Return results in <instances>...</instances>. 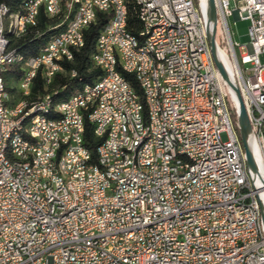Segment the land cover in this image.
Here are the masks:
<instances>
[{
    "label": "built area",
    "instance_id": "obj_1",
    "mask_svg": "<svg viewBox=\"0 0 264 264\" xmlns=\"http://www.w3.org/2000/svg\"><path fill=\"white\" fill-rule=\"evenodd\" d=\"M25 1L27 26L34 6L43 11L50 5L54 11L60 0ZM214 2L217 49L230 63L245 105L249 141L258 149L257 171L246 165L238 102L213 61L207 0L138 4L149 22L141 45L142 38L151 37L169 51L160 71L168 129L153 121L147 58L125 41V31L132 30L125 25L123 0H70L65 17L55 23H66L65 34L33 54L32 68L17 67L19 82L25 90L31 75L42 82L51 65H58L59 76H77L67 64L81 49L75 40L84 44V31L98 11L109 13L96 37L97 62L91 63L100 74L61 106L59 120L34 126L37 135L25 132V139L17 140L16 153L45 161L46 170L9 168L0 157V264H264V63L259 59L264 0ZM169 4H176L177 16L169 15ZM152 14H159V21H152ZM231 17L248 20V43L234 39ZM6 23L0 12V75L16 47L3 38ZM62 40H71V47L63 48ZM103 66H110V77H103ZM124 72L133 73L136 96H128L119 82ZM11 92L18 107L21 94ZM135 97H143L144 123L135 121ZM9 111L0 109V147L6 130L22 129L26 119L9 120ZM120 112L129 114L134 146H119ZM76 116H83L84 130L87 119L101 138L95 162L83 158L74 140ZM164 130L180 132L182 147L195 150L197 164L178 157L169 164L175 155ZM138 137H146L145 152H137ZM74 163H82V170H74ZM125 163H132V170H125Z\"/></svg>",
    "mask_w": 264,
    "mask_h": 264
},
{
    "label": "bare ground",
    "instance_id": "obj_2",
    "mask_svg": "<svg viewBox=\"0 0 264 264\" xmlns=\"http://www.w3.org/2000/svg\"><path fill=\"white\" fill-rule=\"evenodd\" d=\"M139 1L140 0H132L137 23L139 25L138 29L135 30L136 34L131 31H125V41L130 44L136 52H140L143 57L147 58L145 82L150 89L153 121L156 122V128L168 129V117H163L164 81L162 75H160V71L163 69L164 59H169V51H164L161 42H153L151 37L142 38L141 45V35H149V22L147 16H142V8L138 5ZM123 6L125 11V25L130 27L128 23V5L125 0H123ZM69 7L70 0H60L54 6V11L50 5H43V12L48 15V17H54V15H56V18H63L66 15V9ZM40 11H42L41 6H34L32 10V20L25 26L28 17L26 1L20 10L17 11H10L6 4L0 3L1 19L8 20V23L3 26L4 40L7 42H15L16 39L22 37L26 33L28 27L37 25ZM169 15L177 16L176 4H169ZM152 21H159V14H152ZM51 28L52 32L48 34L44 43L40 45L38 52L53 47L55 41L61 39L66 32V23L54 24ZM82 44L83 40H75V48H81ZM62 47L70 48L71 40H62ZM98 47L99 39L96 38L95 48L89 56L90 63L97 62ZM219 51L221 60L228 72L231 73V66L228 59L221 50ZM10 56L11 58L7 62V67L9 65H16L17 67L32 68V60L30 59L33 55L25 56L21 51V47H12L10 49ZM57 74L59 75L58 65H51L50 77L49 74H42V82H45L42 83L44 91L36 92L34 95L31 94V86L35 78L39 75L29 76V80L26 82V90L25 83L19 82V76H17V78L13 80L14 84L12 86L16 89V94H21L18 97V107H16L15 94L10 91V86L8 89L4 81L5 78L3 75H0V109L11 110L9 111V120H18L26 117L22 122V129H7L1 138L0 157L1 160L7 164V167L15 169L29 168L34 170H46L45 161H37L32 158V156H25V153H16L17 140L25 139V132H30V135H37V128H32L34 126H39L47 120H59L58 111H60L61 106L70 104V101L77 99L85 88L90 87L92 84V81L83 83L80 88L76 89L68 97L59 99L54 97L57 90L53 92L47 91L48 85L52 83ZM60 76L69 78V74H61ZM103 77H110V66H103ZM119 82L127 87L128 96H136V90L132 86V83L123 74H119ZM45 98L48 99L45 106H42ZM134 107L136 108L135 121L137 123H144L145 105H143V97L134 98ZM74 124V140L78 142V147H81L83 158H88V162H91L90 150L84 144L83 140V116L74 117ZM119 129L122 133L119 138V146H134L135 132L133 124L129 119L128 112H120ZM164 137L170 149H173V154L175 155L169 156V164H176V157L186 158L189 164H197V154L195 150H186L182 147L180 132L164 130ZM145 144L146 137H138L137 152H145ZM249 146L255 159L259 163L258 149L253 140L249 141ZM74 170H82V163H74ZM125 170H132V163H125Z\"/></svg>",
    "mask_w": 264,
    "mask_h": 264
},
{
    "label": "trees",
    "instance_id": "obj_3",
    "mask_svg": "<svg viewBox=\"0 0 264 264\" xmlns=\"http://www.w3.org/2000/svg\"><path fill=\"white\" fill-rule=\"evenodd\" d=\"M125 1L128 5V23L131 27V32H135L139 25L137 23V17L134 10V3L132 0ZM0 3L6 4L10 11H17L20 10L22 5L25 3V0H0ZM108 16L109 13L98 11L96 21L85 29L84 44H82L81 49L75 53L74 60L67 64L68 66L76 68L78 75L72 78H66L57 74L54 77L55 79L48 85L47 88V91L50 92L57 90L54 97L59 99L66 98L76 89L80 88L83 83H89L99 76L100 69L91 67L89 56L95 48L96 37L99 29L108 19ZM56 22V17H48V15H46L43 11H40L37 25L28 27L26 33L22 37L15 40L14 45L21 47V51L25 56L36 54L40 45L44 43L48 34L52 32L51 26ZM19 74L20 71L16 65H9L7 70L4 72V81L8 86V89L11 87L10 91L14 89L12 86L14 84L13 80H15ZM123 75L134 85V89L139 91V87L135 81L133 73L124 72ZM43 91V84L40 77L37 76L31 86V94L34 95L36 92ZM83 137L84 144L92 153V155H90V161L94 162L96 146L100 143L101 138L95 136L93 126L87 119H85Z\"/></svg>",
    "mask_w": 264,
    "mask_h": 264
},
{
    "label": "water",
    "instance_id": "obj_4",
    "mask_svg": "<svg viewBox=\"0 0 264 264\" xmlns=\"http://www.w3.org/2000/svg\"><path fill=\"white\" fill-rule=\"evenodd\" d=\"M216 8L214 0H207V24H206V35L209 41L211 54L216 68L218 69L220 75L229 86L233 92L237 102H238V114H237V128L240 136V140L243 146V151L245 155V161L248 168L253 171H257V162L255 156L249 146V135L251 131L250 122L247 117L245 105L241 97L240 91L236 83L231 78L227 68L225 67L223 61L220 58L216 40ZM261 218L264 225V204L261 205Z\"/></svg>",
    "mask_w": 264,
    "mask_h": 264
},
{
    "label": "rangeland",
    "instance_id": "obj_5",
    "mask_svg": "<svg viewBox=\"0 0 264 264\" xmlns=\"http://www.w3.org/2000/svg\"><path fill=\"white\" fill-rule=\"evenodd\" d=\"M248 20L243 18H230V25L233 32V37L240 43H248L249 38L247 35ZM259 59L264 63V53L259 54ZM11 96V95H9Z\"/></svg>",
    "mask_w": 264,
    "mask_h": 264
}]
</instances>
